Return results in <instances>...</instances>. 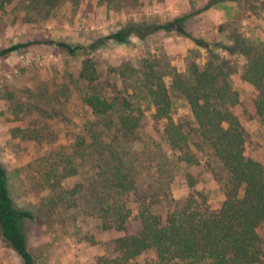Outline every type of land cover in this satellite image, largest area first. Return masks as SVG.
<instances>
[{"label":"rangeland","instance_id":"rangeland-1","mask_svg":"<svg viewBox=\"0 0 264 264\" xmlns=\"http://www.w3.org/2000/svg\"><path fill=\"white\" fill-rule=\"evenodd\" d=\"M208 1L62 0L48 15H37L30 0L0 7V51L43 39L82 47L69 54L58 46L34 45L0 57V161L16 207L33 214L32 220L21 222V229L37 264H115L113 241L140 231L139 211L145 205L165 213L173 202L199 193L211 210L225 201L219 164L196 150L199 164L181 162L163 137L166 121L155 120L143 94L128 92L133 108L143 112L135 141L114 132L116 116L93 114L83 102L89 88L80 80L86 59L96 61L99 89L111 97L127 92L125 76L131 69L138 76L142 65L156 64L172 95L173 120L191 129L194 118L185 99L172 89L171 75L189 78V65L206 64L208 53L196 40L220 47L237 71L232 82L240 102L234 113L246 131V155L264 163V119L244 115L258 91L241 77L245 58L228 51L237 40L264 46V0H227L201 11ZM183 17L182 25L176 22ZM132 24L144 32L157 25L168 29L145 39L129 32L126 43L105 40ZM117 158L136 179L135 194L117 195L103 188L102 176L114 172ZM74 169L76 174L68 175ZM118 202L127 216L123 231L104 211ZM0 264H23L1 238ZM126 264L159 263L151 250Z\"/></svg>","mask_w":264,"mask_h":264},{"label":"trees","instance_id":"trees-1","mask_svg":"<svg viewBox=\"0 0 264 264\" xmlns=\"http://www.w3.org/2000/svg\"><path fill=\"white\" fill-rule=\"evenodd\" d=\"M12 1L0 0V7ZM61 1L30 0V5L37 15L38 12L48 15ZM224 1L227 0H209L201 11ZM185 19L179 18L176 22L182 25ZM167 26L157 25L144 32V27L132 24L128 30L113 33L105 40L126 43L129 32L145 39L161 28L168 29ZM195 42L207 51L206 64L189 65V78L179 73L171 75L172 89L185 99L194 118L195 126L191 129L173 120L172 95L164 81V72L158 70L156 64L142 65L138 76H133L135 71L131 69L128 77L125 76L128 79L127 92L120 91L111 97L99 89L100 74L96 61L86 59L83 62L80 80L89 88L83 102L99 118L116 116L114 132L117 135L125 141L139 138L143 112L133 108L135 103L128 93L133 90L136 96L143 94L149 109L154 108L157 122L166 121L163 137L171 150L179 154L181 162L199 164L194 151L207 153L219 164L225 177L217 175L225 195V201L218 210H211L201 193L183 202H173L165 213L148 204L142 207L139 211L140 231L113 241L115 264H126L151 250L157 253L159 264H264V163L246 155V131L234 113L240 102L232 82L237 71L220 53V47H211L204 40ZM34 45L58 46L69 54L82 49L65 42L43 39L5 48L0 51V57ZM228 51L245 58L241 77L258 91L254 104L244 111L245 118L264 119V46L237 40ZM98 142L96 137L94 145L97 149ZM113 169L115 173L107 172L104 173L107 176H102L103 188L117 195L135 194L138 187L136 179L128 169L124 171L123 161L117 158ZM76 172L74 169L68 175ZM105 203L107 201H102ZM104 211L115 218L117 230L123 231L127 218L124 205L114 203ZM32 219L30 211L16 207L10 194L7 171L0 161V238L23 264H37L21 229V222Z\"/></svg>","mask_w":264,"mask_h":264}]
</instances>
